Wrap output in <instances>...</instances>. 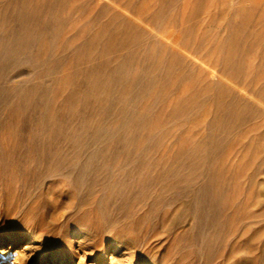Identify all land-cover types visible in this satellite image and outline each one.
Instances as JSON below:
<instances>
[{"label": "rangeland", "instance_id": "1", "mask_svg": "<svg viewBox=\"0 0 264 264\" xmlns=\"http://www.w3.org/2000/svg\"><path fill=\"white\" fill-rule=\"evenodd\" d=\"M5 233L63 264H264V0H0Z\"/></svg>", "mask_w": 264, "mask_h": 264}, {"label": "bare ground", "instance_id": "2", "mask_svg": "<svg viewBox=\"0 0 264 264\" xmlns=\"http://www.w3.org/2000/svg\"><path fill=\"white\" fill-rule=\"evenodd\" d=\"M228 60L229 59H227V63H229V61H230V60L229 61ZM171 62H173V61H171ZM172 64L174 65V62ZM168 70H169V66H168ZM221 116H223V114ZM226 116H227V114H226ZM202 183H204V182H202ZM204 185H205V183H204ZM201 187H202V184H201ZM207 188L209 189V188H211V186L210 187L207 186ZM200 189L201 188L199 187V190ZM204 189L206 190V188H204ZM196 191H197V188H196ZM201 191L203 192L202 189H201ZM199 192L200 191H198V193ZM205 193H206V191H205ZM193 194H195V192H193ZM200 195H199V197H200ZM196 196H197L196 194L194 195V197L192 195L191 199L193 198V200H192L193 203H191V204H194V198H196ZM214 196H216V195H214ZM205 197L207 198V196H205ZM200 198H201V200H199V201L201 202L202 201V196ZM211 198L212 197H210V199ZM210 202L212 203V201H210ZM194 205H195V207L196 206L198 207V204L197 205L194 204ZM199 208H202V207L201 206L198 207L197 210ZM24 240H27V243L30 244V243H33L34 242V237H32V238L29 237V238H26L25 239L23 236L17 235L16 233L0 234V246L7 245L6 247L4 246V247H1L0 248V264H40V263H43V264H52V263H55L56 262V259L57 258H59V260H60V262L58 264H63L65 261L67 262V260L69 259L67 256H65L66 254L55 255V254L49 253L47 251L46 252H41L39 250L37 251L36 255H35V252H34V254L31 255L30 253L26 252L25 250H31L32 249L31 248L32 246H28V247L26 246V247H24L23 249H21L23 251H15V247L18 246ZM105 257H106L105 256V251L99 250L97 252V254H96V259H95L96 260V263L97 264H99V263L100 264H110V261L106 260Z\"/></svg>", "mask_w": 264, "mask_h": 264}]
</instances>
